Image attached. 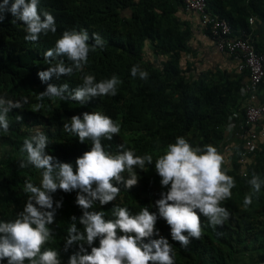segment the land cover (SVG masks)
<instances>
[{"label":"trees","instance_id":"trees-1","mask_svg":"<svg viewBox=\"0 0 264 264\" xmlns=\"http://www.w3.org/2000/svg\"><path fill=\"white\" fill-rule=\"evenodd\" d=\"M206 1L208 12L230 24L233 37H250L256 50L264 54V0ZM181 6L184 7L182 0H41V10L54 15L57 32L41 35L37 42L25 41L24 25L11 23L14 18L11 13L6 14L0 23V96L14 101L27 98L29 102L8 114L7 133L0 130V220H13L23 210L28 198L23 191L25 181L39 186L42 179L41 170L19 167L26 155L20 151L23 140L35 130L45 133L49 137L47 154L61 163H71L75 169L76 159L91 150V141L80 143L63 125L72 116L82 118L84 112L99 111L121 125V132L111 141H102L105 150L113 154L118 145H124L137 155L151 154L155 160L178 136L185 137L194 147L211 144L220 153L227 146L238 144L237 139L229 140L226 126L231 116L239 119L245 114L247 100L241 96V89L249 80L248 73H240L239 69L236 75L222 70L198 72L193 31L178 15ZM251 18L254 24H250ZM73 28L86 29L90 43H94L92 33L100 34L106 41L104 50L90 53L83 71L42 82L38 72L49 67L43 53L54 47L63 31ZM204 29L213 41L210 30ZM136 65L148 72L146 81L131 76V68ZM85 73L97 81L117 75L122 82L118 94L97 97L84 105L59 98L37 100L49 84L59 87L68 83L70 90L75 88ZM258 97L264 100V81ZM37 103L44 107L37 110ZM224 167L236 184L231 199L222 203L230 218L222 226L213 227L201 215L202 236L192 239L187 249L172 240L170 227L158 216L155 202L167 189L162 188L154 165L143 171L137 168L136 186L126 189L117 185L121 191L116 200L103 206L97 202L94 208L110 218L116 205L127 207L133 214L148 207L158 216L155 229L160 235L152 238L163 237L172 244L175 264H264V185L253 195L249 207L243 204L245 194L252 191L247 182L252 173L264 180V139L244 168L237 155L231 165ZM77 194L61 190L52 194L54 208L55 202H61V207L49 226L53 239L44 247L56 250L61 264H68L70 256L79 251L78 245L65 250L73 216L77 218L78 230H83L79 224L83 213L75 203ZM93 246L99 247V239ZM85 247L90 253L91 249ZM0 264H7V260Z\"/></svg>","mask_w":264,"mask_h":264},{"label":"clouds","instance_id":"clouds-1","mask_svg":"<svg viewBox=\"0 0 264 264\" xmlns=\"http://www.w3.org/2000/svg\"><path fill=\"white\" fill-rule=\"evenodd\" d=\"M40 3L41 0H2L0 23L7 13H11L14 18L11 23L24 25L27 42H37L41 35L49 32L55 34L56 19L50 11H42ZM91 40L94 43L89 42L86 29L63 31L54 47L43 53L49 67L38 72L39 79L47 82L52 77L60 79L83 71L89 54L97 49L102 51L106 46L98 33H92ZM131 76L146 81L149 74L136 65L131 68ZM121 83L115 74L97 81L95 76L85 73L82 83L75 88L70 90L68 83L59 87L49 84L37 95V100L59 98L84 105L97 97H115ZM28 102L27 98L14 101L0 96V130L7 133L10 129L8 114ZM34 107L39 110L44 105L37 103ZM21 119L17 117L18 121ZM63 129L78 137L82 144L90 140L91 150L76 159L74 169L71 163H61L47 154L49 137L45 133L35 130L23 140L20 151L26 155L19 167L33 166L41 170L42 179L39 186L25 181L23 191L28 198L23 210L13 220H0V261L6 259L7 264H61L59 253L44 247L53 239L49 226L61 207V202H55V208L53 206L52 194L57 190L77 191L75 203L83 213L79 218L83 230H78L75 216L67 228L65 250L73 245L79 247V251L70 256L68 264H175L172 244L163 237L152 238L160 235L155 229L158 216L170 227L172 240L185 249L192 239L199 240L202 236L201 215L213 227L222 226L230 218V212L222 203L231 199L235 179L227 174L225 158L215 146L194 147L185 137L178 136L155 160L151 154L137 155L124 145H118V151L113 154L105 150L102 141H111L121 132V125L99 111L84 112L82 118L72 116ZM149 165H154L162 188L167 189L155 202L158 216L148 207H141L133 214L127 207L116 205L109 218L106 212L94 208L97 202L103 206L115 201L121 191L117 185L126 189L136 186L139 181L136 169L143 171ZM247 182L252 191L244 196L245 208L252 204L253 195L264 185V180L255 172ZM97 239L99 247L93 246ZM85 245L91 249L90 253Z\"/></svg>","mask_w":264,"mask_h":264},{"label":"built area","instance_id":"built-area-1","mask_svg":"<svg viewBox=\"0 0 264 264\" xmlns=\"http://www.w3.org/2000/svg\"><path fill=\"white\" fill-rule=\"evenodd\" d=\"M187 12L197 13L201 24L210 30L214 43L220 52L236 58L239 72H247L249 80L241 89V96L247 100L245 114L242 118L231 116L226 126L229 140H238V144L229 145L221 153L225 163L231 165L234 156H238L241 168L248 164V157L257 149L264 139V100L258 97V89L264 81V54L259 53L250 37H233L230 24L208 12L206 0H182ZM254 18L250 24H254ZM243 145L241 147L240 145Z\"/></svg>","mask_w":264,"mask_h":264},{"label":"crops","instance_id":"crops-1","mask_svg":"<svg viewBox=\"0 0 264 264\" xmlns=\"http://www.w3.org/2000/svg\"><path fill=\"white\" fill-rule=\"evenodd\" d=\"M180 19L193 31L192 45L197 54V71L222 70L231 75L238 74L239 61L226 53L220 52L214 42L206 34L197 13L187 12L183 6L179 8Z\"/></svg>","mask_w":264,"mask_h":264}]
</instances>
